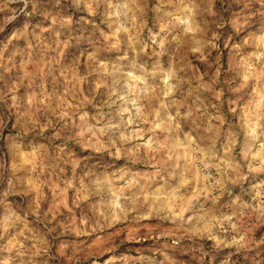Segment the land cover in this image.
<instances>
[{
    "label": "clouds",
    "instance_id": "1",
    "mask_svg": "<svg viewBox=\"0 0 264 264\" xmlns=\"http://www.w3.org/2000/svg\"><path fill=\"white\" fill-rule=\"evenodd\" d=\"M216 4L0 0V264H264V0Z\"/></svg>",
    "mask_w": 264,
    "mask_h": 264
},
{
    "label": "rangeland",
    "instance_id": "2",
    "mask_svg": "<svg viewBox=\"0 0 264 264\" xmlns=\"http://www.w3.org/2000/svg\"><path fill=\"white\" fill-rule=\"evenodd\" d=\"M217 7H221V0H217ZM227 32H231L233 36H235V32L231 29H225ZM238 38V37H237ZM227 40L222 43L221 47L223 48V54L220 57V64L222 65L221 73L223 74L227 69L229 68V48L226 46ZM216 53H213V56H215ZM201 69L203 70V65H201ZM213 73L215 72V68L212 69ZM221 79H223V75L221 76ZM238 112L240 110L238 109ZM242 114V113H241ZM27 167V165H25ZM23 174V173H22ZM34 195V194H33ZM51 195L49 190V196ZM18 203H21L19 198H15ZM51 208V201H49L48 205L46 206L45 210H48ZM3 209H0V212H2ZM62 211L67 212V209H62ZM49 219L55 221V217L49 215ZM141 224L143 227L140 228L141 233H148L149 231H159V225L156 224L153 221H142ZM137 227L136 224H125V225H117L116 228L108 229L106 232L102 233V235L106 237H110L107 243H102L98 246L93 244V241L95 240V237L90 238L89 240V249L91 251V255H84L82 253H77V257L80 261V264H91L92 260L97 261V264H103V261L107 259L109 256L116 254L118 256H130L135 255L134 253H127L124 248L119 249V252L113 247V244L120 241L121 239L124 240L125 244H135L136 242L129 241L127 239L128 232L131 228ZM117 229H121L120 231H117ZM7 239H10V237L4 238L3 242L7 243ZM183 255L187 256V253H183ZM64 264H70L68 260L64 261ZM120 264H128L126 260H121Z\"/></svg>",
    "mask_w": 264,
    "mask_h": 264
}]
</instances>
